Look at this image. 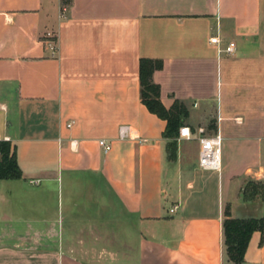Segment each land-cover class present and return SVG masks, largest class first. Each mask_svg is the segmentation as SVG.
Here are the masks:
<instances>
[{
  "label": "crops",
  "instance_id": "crops-1",
  "mask_svg": "<svg viewBox=\"0 0 264 264\" xmlns=\"http://www.w3.org/2000/svg\"><path fill=\"white\" fill-rule=\"evenodd\" d=\"M63 1L0 0V140L21 172L0 180V264H230L225 209L264 218L245 191L264 186V0ZM141 59L162 61L153 82L182 126L219 134V171L195 139L168 158ZM260 238L242 264H264Z\"/></svg>",
  "mask_w": 264,
  "mask_h": 264
},
{
  "label": "trees",
  "instance_id": "trees-1",
  "mask_svg": "<svg viewBox=\"0 0 264 264\" xmlns=\"http://www.w3.org/2000/svg\"><path fill=\"white\" fill-rule=\"evenodd\" d=\"M63 3H67L64 0ZM163 63L157 59H141L139 61V85L142 104L147 110L166 122L163 136L169 139L167 154L170 160L175 159L176 138L178 130L188 117L186 106L180 101H174L170 109H166L160 101V87L153 82V73L161 70ZM21 177L15 152L8 141L0 140V180H16ZM253 185L248 189L249 185ZM245 191L248 196L259 194L264 196V186L254 183L247 184ZM223 246L227 262L242 264L250 238L254 232L261 235L260 245L264 242V218L232 219L228 208L224 211L222 223Z\"/></svg>",
  "mask_w": 264,
  "mask_h": 264
},
{
  "label": "built area",
  "instance_id": "built-area-1",
  "mask_svg": "<svg viewBox=\"0 0 264 264\" xmlns=\"http://www.w3.org/2000/svg\"><path fill=\"white\" fill-rule=\"evenodd\" d=\"M210 42L213 44L217 43V38H211ZM235 48L233 42H229L224 52L227 55H232ZM50 51L54 54L55 48L51 47ZM73 122L67 124L70 127ZM130 128L128 126H120L118 129V138L120 140L130 139ZM178 139L186 141L197 140L198 142V167L204 171H219L221 163V137L217 132L206 133L203 128H198L196 131H192L188 126H182L178 130ZM99 146L103 152L106 153L109 149V144L106 140H99ZM37 184V182H34ZM173 209H170L172 212Z\"/></svg>",
  "mask_w": 264,
  "mask_h": 264
},
{
  "label": "rangeland",
  "instance_id": "rangeland-1",
  "mask_svg": "<svg viewBox=\"0 0 264 264\" xmlns=\"http://www.w3.org/2000/svg\"><path fill=\"white\" fill-rule=\"evenodd\" d=\"M54 45H55V43H54ZM252 187H253V185L250 184L249 187H248V189H251Z\"/></svg>",
  "mask_w": 264,
  "mask_h": 264
}]
</instances>
